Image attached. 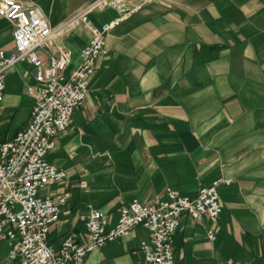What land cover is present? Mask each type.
<instances>
[{
    "label": "crops",
    "instance_id": "obj_1",
    "mask_svg": "<svg viewBox=\"0 0 264 264\" xmlns=\"http://www.w3.org/2000/svg\"><path fill=\"white\" fill-rule=\"evenodd\" d=\"M39 5L58 45L79 61L89 31L67 20L91 0H18ZM129 5L138 0H125ZM117 11L93 9L95 23ZM83 102L45 158L65 171L48 191L67 193L49 240L83 241L88 205L110 224L133 198L151 203L165 187L194 196L222 177L215 219L182 215L174 231V264H264V0H155L108 31ZM0 48H12L0 16ZM30 66L5 70L0 136L29 116ZM212 229L215 238L208 239ZM142 225L91 250L85 264H142Z\"/></svg>",
    "mask_w": 264,
    "mask_h": 264
},
{
    "label": "built area",
    "instance_id": "obj_2",
    "mask_svg": "<svg viewBox=\"0 0 264 264\" xmlns=\"http://www.w3.org/2000/svg\"><path fill=\"white\" fill-rule=\"evenodd\" d=\"M154 1L129 5L125 0H91L72 15L67 21L82 24L89 37L79 49L78 63L66 72L71 51L54 42L58 28L50 26L43 9L34 3L0 0V16L10 23L12 35V48H0V105L5 70L18 62L30 66L32 79L25 89L34 98L25 125L10 138L0 136V241L7 242V264H85L91 250L127 235L137 225L148 231V240L140 244L142 264H174V231L181 216L200 220L219 215L218 188L229 183V178L219 177L200 186L194 196L167 186L151 203L133 198L120 206L112 224L100 208L89 204L83 241L70 233L57 245L49 240L67 193L48 191L66 174L45 155L54 147V137L68 126L72 109L83 102L95 61L107 53L108 31ZM102 6L114 8L117 14L97 24L89 13ZM207 237L215 238L212 229L207 230Z\"/></svg>",
    "mask_w": 264,
    "mask_h": 264
},
{
    "label": "rangeland",
    "instance_id": "obj_3",
    "mask_svg": "<svg viewBox=\"0 0 264 264\" xmlns=\"http://www.w3.org/2000/svg\"><path fill=\"white\" fill-rule=\"evenodd\" d=\"M7 242L6 240L0 241V263L7 264L9 261L6 259Z\"/></svg>",
    "mask_w": 264,
    "mask_h": 264
}]
</instances>
